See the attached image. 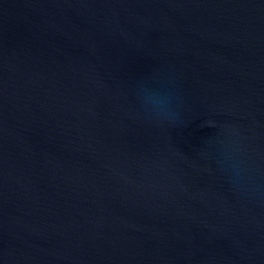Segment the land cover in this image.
<instances>
[{"label": "water", "instance_id": "water-1", "mask_svg": "<svg viewBox=\"0 0 264 264\" xmlns=\"http://www.w3.org/2000/svg\"><path fill=\"white\" fill-rule=\"evenodd\" d=\"M0 264H264V0H0Z\"/></svg>", "mask_w": 264, "mask_h": 264}]
</instances>
